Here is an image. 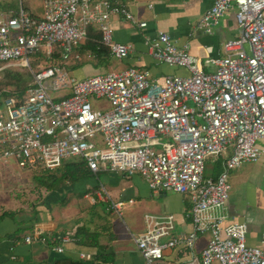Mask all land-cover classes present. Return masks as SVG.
I'll use <instances>...</instances> for the list:
<instances>
[{
	"label": "built area",
	"instance_id": "1",
	"mask_svg": "<svg viewBox=\"0 0 264 264\" xmlns=\"http://www.w3.org/2000/svg\"><path fill=\"white\" fill-rule=\"evenodd\" d=\"M23 1L0 7V64L25 68L33 77L23 97H4L0 90V163L54 170L65 160L84 159L93 174L138 175L153 191L187 197V234L174 235L173 215H145L144 230L132 236L144 264H156L178 244L192 248L201 235L209 240L200 264H264V234L259 246H250L246 223L230 222L225 211L229 172L258 161L264 151L256 144L264 143V0H214L204 12L197 27L205 33L232 9L240 29L210 73L166 32L147 37L152 59L188 72L160 78L135 67L82 78L68 69L70 61L81 59L89 26L100 32L111 57H128L131 45L113 40L112 16L139 28L147 22L124 4L44 0L43 15L36 17ZM91 96L106 98L110 109L93 108ZM208 159L220 164L212 177L204 176ZM95 193H86L93 204ZM124 204L110 207L121 215ZM23 240L63 253L76 238L48 236L34 224ZM78 258L90 261L94 254L81 252Z\"/></svg>",
	"mask_w": 264,
	"mask_h": 264
},
{
	"label": "crops",
	"instance_id": "2",
	"mask_svg": "<svg viewBox=\"0 0 264 264\" xmlns=\"http://www.w3.org/2000/svg\"><path fill=\"white\" fill-rule=\"evenodd\" d=\"M113 1L124 4L139 22H147L146 27L139 28L121 16H112L113 40L131 45L128 57L118 60H125L129 67L148 69L154 77L160 78L168 74H188L183 68L170 67L152 59L145 42L147 37H153L158 31L171 35L179 47L186 46L190 55L199 59V65L207 73L216 70L214 59L226 56L225 43L240 35L233 9L224 14L212 33H205L197 27L204 12L214 0ZM149 4H152V7H149ZM93 29L97 30L95 27ZM80 76V78L84 77L82 69H80ZM258 145L263 147V141H259ZM263 155L264 151L258 161L245 162L244 164L257 163ZM242 171L245 172L235 175L239 184L245 185L242 193H239L241 199L234 202L230 200L229 195L225 211L230 222L246 223L247 243L257 247L264 234V173L259 165L246 167ZM101 173L114 174L109 179L112 193L108 194L109 190L100 183L77 185L79 192L84 193L85 191L86 193V189L92 188L91 192L101 191L105 197H101L100 193V195L97 194L98 201L95 200V204L90 205L88 216L85 217L83 214L80 219H74L67 227L58 226L52 221L51 209L55 203L48 205L46 202L38 205L34 214L23 206L25 211L15 216L16 219L5 216L0 221V264H55L57 260L66 257L78 260L83 264H144L132 236L138 235L144 230L146 214L155 218L173 215L175 226L173 233L176 236L192 231V225L186 217L190 204L184 195L169 190L153 191L138 175L126 177L120 172L113 173L102 170L96 174V177ZM97 185L99 189H95ZM58 195H60L59 192ZM85 196L86 194L83 195L84 198ZM119 200L125 202L121 216L123 209L127 206V212L130 211L131 205H138L139 209L145 211L141 228L127 226V232L123 229L118 221L120 214L110 207L111 202ZM59 201V198L55 200L57 203ZM98 202L102 203V207L97 206ZM45 205L46 208H44ZM133 211L134 215L140 216L135 209ZM34 224H40L48 236L57 232L74 235L80 226L86 224L89 234L93 235L99 232L97 240L100 249L83 245L80 237H76L74 242L66 244L63 253L55 252L51 244L41 242L27 244L23 240L24 235ZM82 235L85 236V231ZM208 240V235H201L192 248H187L183 244L168 248L164 251L162 259L156 264H200L201 252L206 247ZM81 252L94 254V259L90 261L79 259ZM98 255H104L106 260L99 258ZM107 255H110V260H107L109 259Z\"/></svg>",
	"mask_w": 264,
	"mask_h": 264
},
{
	"label": "rangeland",
	"instance_id": "3",
	"mask_svg": "<svg viewBox=\"0 0 264 264\" xmlns=\"http://www.w3.org/2000/svg\"><path fill=\"white\" fill-rule=\"evenodd\" d=\"M18 1L19 0H0V7L6 8L9 3L16 5ZM24 2H27L29 5V10L27 11L32 14H36L37 16L43 15L44 0H24L23 4H25ZM128 67L129 66L125 60H118L114 57L109 56L97 62L89 61L85 62L83 65L74 66L72 67L71 71L73 72L72 74L75 77L80 78V69L83 70L84 77H89L106 71L119 72ZM10 70L13 72L21 73L22 76L27 79V83L32 81V74L29 70L22 67L0 64V89H15L14 85H7L9 77L6 73ZM90 102L93 108H95V106H100L106 110L110 109L109 102L106 98H95L94 96H91ZM256 144L258 145L259 141H257ZM242 165L240 168L234 169L229 172L228 178L230 183H228L231 185L229 195L230 200H233L234 202H237L241 199L239 193H242V190H244L245 188V185L239 184L235 175L244 173L245 171H242V169H246V167L252 165H259L262 169V172L264 173V155L262 156V159L257 163H247ZM55 172L57 173V171H53L51 173L56 174ZM219 172V163H216L211 159L205 161L204 176L212 177L214 175H217ZM40 173H42V171L38 172L36 169L32 170L28 168H19L14 163H0V212H2L3 210L24 209L22 208L23 206L26 207V210L31 212L32 210H30V207L36 208L38 205H42L41 202H47L48 205L50 203H55L52 205L53 209H51L52 221H54L58 226L62 225L64 227H67L71 222L74 221V219H80L83 214H85V217L88 216L91 207L90 205L93 204L90 200L91 195H89V198L86 196L84 198L83 195L85 192L83 194L81 191L79 192L77 190V185H87L88 183L94 185L100 183L105 185L107 190H109V192H107L108 194L112 193V186L109 184V179L111 178L110 176H113L114 174L101 173L98 177L86 180V182L84 183L75 185H69L67 183L61 184L58 187V192L60 193V195H58V192L56 193L46 191L45 187L37 182L34 175ZM96 189H99L98 185ZM86 191V193H90L92 191V188H88L86 189ZM103 196L105 197L104 193L101 194V197ZM57 198L60 199L58 203L55 202ZM94 198L97 202L98 196L96 193L94 194ZM97 206L102 207V203L98 202ZM46 207L47 206L45 205L44 208ZM127 207L123 209L122 216L118 215V221L121 223V226L126 232L128 231L127 226L141 228L142 217L145 211L143 209H139L138 205H131L130 211L127 212ZM134 209L138 214H140L139 217L136 216L137 214L134 215Z\"/></svg>",
	"mask_w": 264,
	"mask_h": 264
},
{
	"label": "trees",
	"instance_id": "4",
	"mask_svg": "<svg viewBox=\"0 0 264 264\" xmlns=\"http://www.w3.org/2000/svg\"><path fill=\"white\" fill-rule=\"evenodd\" d=\"M23 7L26 10H29V5L27 2H24ZM32 16L38 17L36 14H32ZM100 32L98 30H94L92 26L88 27V38L82 43L80 54L81 59L72 60L71 63L68 64V69L71 70L74 66L83 65L85 62H97L99 60H102L104 58H107L110 56L109 48L104 46L102 43H100ZM41 56L43 57V53H41ZM45 57V56H44ZM58 56L55 54L52 59H57ZM49 62H52L50 60ZM9 70V69H8ZM9 77L7 81L8 86L14 85L15 89H0L3 90L4 97H23L25 91L29 87L30 83L32 81L27 83V79L22 76L21 73L13 72V71H7L6 73ZM38 172L42 171V173L34 175L35 179L39 184L45 187V190L48 192H58V187L61 184L67 183L69 185H75L79 183H84L86 180H90L96 177V174H93L90 169L88 168L86 161L84 159H68L65 160L60 167L54 169V170H48V169H36ZM53 171H57L56 174L51 173ZM96 187V186H94ZM97 188V187H96ZM95 188V189H96ZM85 192V191H84ZM83 194V193H82ZM85 194V193H84ZM44 202H41L43 204ZM189 209V206L188 208ZM31 212L36 213L34 207H30ZM25 211L23 209L17 210H3L0 213V221L5 217L9 216L11 218H15L20 212ZM16 219V218H15ZM83 231H85V236H83ZM98 235L99 232H96L95 234L91 235L89 234V228L85 224V226H80L76 233L74 234L75 238L80 237L82 239L81 243L86 246H90L93 248L100 249V245L98 243ZM99 258H102L106 260L104 255H98ZM107 257L110 260V255H107ZM105 262V261H103ZM55 264H83L80 261L73 260L71 258H63L59 259L55 262Z\"/></svg>",
	"mask_w": 264,
	"mask_h": 264
}]
</instances>
